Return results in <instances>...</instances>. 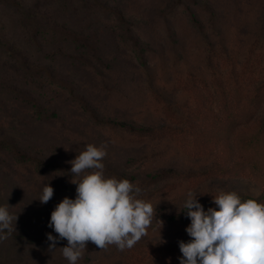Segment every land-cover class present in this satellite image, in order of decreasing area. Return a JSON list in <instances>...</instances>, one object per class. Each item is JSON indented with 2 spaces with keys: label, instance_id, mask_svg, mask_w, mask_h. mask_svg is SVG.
<instances>
[{
  "label": "rangeland",
  "instance_id": "374dc122",
  "mask_svg": "<svg viewBox=\"0 0 264 264\" xmlns=\"http://www.w3.org/2000/svg\"><path fill=\"white\" fill-rule=\"evenodd\" d=\"M14 1L32 14L0 5V206L17 216L15 234H0V264H70L60 249L67 241L49 222L63 198H76L72 180L84 174L73 175L70 161L88 144L106 147L105 177L139 187L155 215L131 249L89 242L77 264H180L179 243L191 240L189 192L206 212L218 210L213 197L221 192L264 203V165L217 164L254 151L238 138L202 137L215 110L230 108L231 47L245 64L264 0ZM141 49L142 60H152L145 73ZM119 123L163 129L142 141ZM183 124L189 129L178 134ZM46 184L54 195L42 204Z\"/></svg>",
  "mask_w": 264,
  "mask_h": 264
},
{
  "label": "clouds",
  "instance_id": "9594fccd",
  "mask_svg": "<svg viewBox=\"0 0 264 264\" xmlns=\"http://www.w3.org/2000/svg\"><path fill=\"white\" fill-rule=\"evenodd\" d=\"M106 155V147L88 144L70 161L73 175L84 174L79 181L72 180L76 198H63L51 212L49 227L67 241L60 249L70 264H77L89 242L100 250L112 245L121 251L131 249L148 234L155 215L153 205L138 198L139 187L128 179L105 177ZM53 195V187L46 184L39 200L47 204ZM213 198L218 210L206 212L197 195L187 194L184 208L191 223L186 232L191 240L179 243L180 264H264V203L242 202L234 191ZM14 220L17 216L8 206H0V234L14 231ZM47 239L50 250L56 249L57 237L48 234Z\"/></svg>",
  "mask_w": 264,
  "mask_h": 264
},
{
  "label": "trees",
  "instance_id": "16d2710c",
  "mask_svg": "<svg viewBox=\"0 0 264 264\" xmlns=\"http://www.w3.org/2000/svg\"><path fill=\"white\" fill-rule=\"evenodd\" d=\"M93 1L95 2V0ZM0 5L5 7L13 5L16 8L15 11L17 13L20 14V10L24 11L26 17H29L30 14H32V9L30 7L20 2H15L14 0H0ZM34 18L36 17L29 20L35 22L33 25H37L38 22L35 21ZM258 22L259 26L253 31L251 43L249 42L250 45H248L247 48V61H245V64L241 61L239 62V60L237 61L238 57L234 52V42L233 47H231V57L235 64L232 66L231 85L229 86L228 93V97L231 101L230 108L228 107V110H224L223 107L217 108L213 114V118L215 119L210 122L212 124H203L202 130V137L205 136V134H210L212 138H238L235 139V141H239V144L242 146L241 148L254 151V156L251 159L243 160H241V156H235L232 160L233 164H228L227 166L225 165V162L219 159L217 164L221 166L219 169L220 171L240 167L244 161L248 162L245 166L249 165L255 169H262L264 165V12L262 16H259ZM40 31L43 32V30ZM34 34H36V32H34ZM34 34H30L33 41H35ZM172 34L176 37L179 35V32L175 31V33ZM1 43L2 40L0 39V44ZM257 44H259V46H257ZM2 47L7 48L5 45ZM143 52L142 49L140 52L139 50H136L137 59L142 60V55H144ZM151 53L154 54V52ZM151 62L152 60H146V58H143V60L140 61V67L144 73L151 70ZM151 76H155L153 71ZM151 78V87L156 86V81L158 80L155 79V77ZM119 126L123 129L129 130L131 133H139V137H146L141 138L142 141H145L143 139H154L155 137L152 135L163 129L162 127L156 130L152 127L134 128L130 126H127L126 128L123 124H120ZM167 129L170 131L175 130L169 127H167ZM188 129L189 126L183 124L181 125V128L179 130L176 129V131L178 134L187 133ZM189 134L192 135V132ZM217 150L219 152L222 151L220 149ZM214 163L216 164V162ZM247 199L249 198H241V201L243 202ZM251 199L255 198L251 197ZM4 233L9 234L7 230H5ZM10 234L15 233L12 231ZM136 262L137 260L134 259L133 264H136Z\"/></svg>",
  "mask_w": 264,
  "mask_h": 264
}]
</instances>
